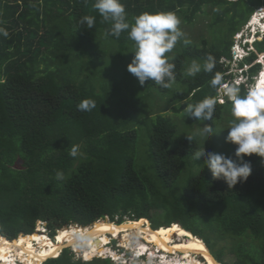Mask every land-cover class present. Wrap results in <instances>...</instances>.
<instances>
[{
	"label": "trees",
	"instance_id": "trees-1",
	"mask_svg": "<svg viewBox=\"0 0 264 264\" xmlns=\"http://www.w3.org/2000/svg\"><path fill=\"white\" fill-rule=\"evenodd\" d=\"M121 2L130 23L143 12H174L192 24L211 8L213 20L208 27L215 33L212 42L203 38L199 46L187 45L169 58L175 65V82H182L190 61L201 65L196 75L185 80V90L177 91L171 101L188 100L181 109L174 108L181 112L188 104L212 98L216 101L212 120L192 118L193 122L208 127L219 126L225 118L232 122L231 101L227 97L221 104L217 97L220 88L234 77L230 73L234 37L258 8H264V0ZM93 3L0 0V26L9 32L7 37L0 35V238L17 243L23 235L36 234L38 222L54 231L57 226L73 224L88 227L109 217L112 222L118 219L119 224L127 218L147 219L160 228L163 225L157 221L165 218L201 238L221 264H225L227 253L235 255L232 264H264L262 158L245 157L252 163V174L229 188L222 179H214L203 161L194 160L193 155L204 147L235 159L236 146H201L195 139L174 145L176 123L158 113L149 124V164L137 165L138 133L129 116L138 103L116 105L112 90L86 84L85 66L104 55L96 42L99 33L106 34L110 27ZM85 15L95 17L93 28L79 23ZM107 36L119 43L121 54L134 43L127 32L118 39ZM255 49L240 63V68L251 66L249 83L235 87L241 95L263 69L257 60L264 54V37ZM209 56L215 64L212 72L203 68ZM216 75L221 83L213 87ZM149 87L163 93L169 89L154 81H149ZM85 99L94 100L96 107L80 110L78 105ZM73 146H79L76 157L69 155ZM57 171L64 173L63 179L56 178ZM92 261H73L65 250L59 258L43 264Z\"/></svg>",
	"mask_w": 264,
	"mask_h": 264
},
{
	"label": "clouds",
	"instance_id": "clouds-1",
	"mask_svg": "<svg viewBox=\"0 0 264 264\" xmlns=\"http://www.w3.org/2000/svg\"><path fill=\"white\" fill-rule=\"evenodd\" d=\"M92 6L95 10H98L103 22L110 26L106 35L118 39L122 32H127L128 38L134 42V51L132 52L134 55L131 62L127 65V71L137 79L138 83L143 86L146 81H154L162 88H171L175 82L173 72L175 65L169 62L166 53L172 51L178 39L183 35L178 27L181 21L177 15L174 12H143L130 23L125 5L121 0H94ZM263 20L264 17L255 25H251L252 21L250 20L249 23H251L247 25V27L249 26V34H238L240 35V43H236L233 47V58L235 54L242 56H238L236 62H243L250 56V53L256 51V42L264 37ZM95 22V17L90 15L83 16L79 21L81 25L86 24L88 29L93 28ZM0 35L7 37L9 32L6 28L0 26ZM261 56H264V54ZM257 63H261L263 66L264 57L262 61L259 58ZM214 66V61L209 56L207 62L203 65L204 71L212 72ZM250 68L251 66L245 65L244 68L237 66V68L233 69L234 77L232 83L235 87L249 83L247 73ZM200 70L201 66L193 61L190 67L187 68L186 74L194 76ZM263 72L262 70L260 75ZM238 80L241 82L237 84ZM253 82L245 95L240 94L239 88L233 87L227 90V97L231 101V113L234 120L230 123L225 142L236 146L235 159L223 153L206 151L204 147L198 149L193 155L194 160L203 161L204 167H207L214 179H222L229 188H233L237 183L247 181L252 174V163L250 160H246L245 157L256 155L262 158V163H264V79H261L258 83L254 82L253 84ZM220 83L221 77L219 75H216L211 81L213 87ZM252 84L253 87H251ZM215 106L216 101L214 99L205 98L195 104H188L185 111L189 117L196 120L211 121ZM95 107V101L92 99H85L78 105V108L83 111H91ZM212 131L211 127L205 126L202 129V134L208 135ZM187 139L191 141L192 137L188 136ZM78 150L79 146H73L69 155L76 157ZM56 178L63 179L64 173L57 171ZM80 239L83 242L85 238L81 237ZM153 246L154 244H152ZM140 257H144V261H150L148 252ZM136 259H139V257ZM92 260L103 259L92 258L84 261L89 262ZM105 260H110L113 264H116L112 259Z\"/></svg>",
	"mask_w": 264,
	"mask_h": 264
},
{
	"label": "rangeland",
	"instance_id": "rangeland-1",
	"mask_svg": "<svg viewBox=\"0 0 264 264\" xmlns=\"http://www.w3.org/2000/svg\"><path fill=\"white\" fill-rule=\"evenodd\" d=\"M261 8L262 9L258 8L257 12L254 15L255 17L257 16L258 20L260 19L259 21H261V18L264 17V8L263 7ZM207 10H208L207 13L200 14L198 18L195 19L192 24L189 23L185 19L184 15H181V14L179 15L175 13L181 21L178 27L180 31L183 33V35L178 39L172 51L169 53H166V56L168 58L175 56L178 52H180V50L183 47L187 45L199 46L203 38L212 42L213 37L215 36V33L213 32V30H210L208 26L213 20V11L211 10V8H208ZM255 17H252V23L250 22L251 25H254L253 20L255 19ZM262 22L264 23V20ZM250 23L248 22V24ZM247 25L242 29L241 33L249 34L248 33L249 26L247 27ZM239 38H240V35L236 34L234 37L235 44L238 42L240 43ZM96 46L102 47L105 50V52L102 58L90 60L88 61V64H86L85 67L87 68V72H88V82L86 84L88 85L92 84L93 86L96 85L98 87L100 86L101 88L104 87V89H107L109 91L112 90L111 98L116 101V105H119L120 103H123V102H132V101H136L138 103L133 115L129 116V119L131 121L130 125L134 126L136 124L135 129L137 130V133H138L137 154L135 157V163L137 165L147 166L149 164L148 156H147L148 150H149L150 130H151V126H149V124H151V121L154 119L152 118L154 117V114H158V113L160 114L162 113L168 117H171L173 121L176 123V126H177L176 135L173 139L174 145H179L187 141L188 140L187 137L191 136L192 139L197 140V142L201 146L208 145V146H213L215 148L218 147L219 149L223 148L224 143L226 144L225 138L228 133L227 130L231 123L228 121L229 119L225 118V121H221L219 126H216V127L211 126L213 131L208 135H203L202 129L205 126H207L206 123L193 122L192 118L188 116L185 109L182 110L181 112L174 111L175 107H178L179 109H181L182 105L185 106V104L188 103V100L182 101V102H174V101H171V99L177 91L182 92V90H185L186 88L185 80L193 77V76H189L186 74L187 68L190 67V65L192 64L191 61L188 63L186 70L183 71L182 82L180 81L174 82L172 84V87L169 88L168 91L163 93L159 89H156V88L151 89L149 87V81H146L145 84L141 86L138 83L137 79L133 77L127 71V65L131 62L132 56L134 55V53H132L134 51V43L129 44L128 50H126L124 54H121V48H120L119 43L114 40H110L108 36L105 34V32L101 31L99 33ZM239 50L242 51L241 49ZM238 56H242V55H236V54L234 55V58L231 64L230 73L234 72L233 70L234 68H237V66H240L241 62H238V61L236 62V58ZM262 57L263 56L260 57V61L263 60ZM223 62H226L225 64L230 65V63L226 60H223ZM262 70L264 71V68ZM115 76H116V80H115ZM263 76H264L263 74L260 75L259 73L257 77L255 78L254 82L258 83ZM114 82H119L120 86L116 85ZM240 82L241 81L238 80L237 84ZM253 84L251 85V87H253ZM233 87H235V85L232 82L231 83L229 82L228 85L223 86L219 90V96L217 98L221 104L222 103L224 104L226 102L227 90ZM103 91H106V90H103ZM107 218L108 220L106 221L112 222L109 217ZM100 221H105V220H100ZM100 221H97V222H100ZM117 221L118 219H116L112 223L119 224ZM127 222H140V226L143 228L151 227V229L153 230L157 228L156 223L153 224V222L146 220V219H141L139 221H130L127 218L126 222L124 223H127ZM157 222L163 225L162 227H172V225L173 226L179 225L180 227H182L180 224H177V223L169 224V222L166 221L165 218L163 219L161 218ZM65 227H70V226H64V227L57 226L56 228H54V231H51L48 228L46 229L44 228V226L39 225L38 231L36 229L35 233H39L44 236L51 237L54 242H57V238L55 237H57L60 230L64 229ZM92 227L93 226H88V227H83V228L88 230V229H91ZM51 233H54V236H51ZM121 234L124 235L125 233H121ZM132 236H133V239H132ZM24 238H28V237L22 236V238H20V240L16 244H18ZM111 238H113L112 241H111ZM177 239L178 238L174 240H177ZM2 240L3 238L2 239L0 238V242H2ZM93 240H92L93 242H90L89 245L85 246V248L77 246V245L76 247H73L74 249L72 248V246L65 247L61 251L60 255H62V253L65 250H68L69 254L72 256L73 261H84L82 259L81 254H83L86 247L91 246V248L94 249V250H89L90 253L92 252L95 254L96 251L98 252L99 245L95 246L94 243L99 244V242H101L100 237H97ZM107 244H108V248L106 247ZM143 245L145 246V248H143ZM104 246H105L104 249L109 250L111 248L110 251L112 252L117 251L118 255L123 253V254H127L130 257H132L130 264H139V263L133 262V260L144 262L141 264H164V262H159V259L154 260V263L153 262L147 263L148 261H144L145 260L144 257H139V259H136L138 258L137 249H139L142 254L145 251H149V248H148L149 246L152 247V244H150L149 241L146 238H144L143 234L140 235L137 228H134L132 231L129 232V235L127 237V242L125 243V245H123L122 241L119 238H117L115 235H112V236L109 235L104 241ZM1 249H2V245H0V250ZM42 249H44V242H43V246H40V244L36 242V252L40 254L39 252ZM214 249H216V247ZM74 250H76L77 253ZM8 253L13 254L14 255L13 259L14 260L18 259V261H21L23 264H43L44 262L47 261L46 260V261L38 262V261H33V260L32 261L24 260L23 258H21V255L23 257L24 255H29V258L30 257L32 258V256L23 250L14 252L12 249H9ZM176 254H173V255L167 254L169 257V260L175 261L177 260L176 259L177 257L178 259L180 258V256L181 258L183 257L182 253H176ZM158 255L160 256V254ZM195 257H196V260L202 262L203 264L207 263V260L202 258V256H195ZM200 257L202 259L200 260L197 259ZM224 258H225L224 260L225 264H232L235 261L234 254L227 253ZM4 259H7V261L11 262L10 258H7L5 255H2L0 253V261ZM49 259H52V258H49ZM89 264H112V263H110L109 261L94 260L90 262Z\"/></svg>",
	"mask_w": 264,
	"mask_h": 264
},
{
	"label": "bare ground",
	"instance_id": "bare-ground-1",
	"mask_svg": "<svg viewBox=\"0 0 264 264\" xmlns=\"http://www.w3.org/2000/svg\"><path fill=\"white\" fill-rule=\"evenodd\" d=\"M259 20L256 16L253 20L254 25L259 22ZM134 228H137L140 235L143 234L144 238H146L150 244H154L153 247H148L150 250L149 260L151 263H154V260L163 258L162 262H164V264H203L202 262L196 260L195 257L202 256V258L207 260V263L209 262L208 264H220L214 259L212 254H210V251L208 250L206 244L202 239L197 236H194L191 232L186 231L179 225H172V227H162L153 230L151 229V227H141L140 222H127L122 224H116L106 220L95 223L93 227L88 230L76 224L71 225L70 227H65L64 229L60 230L57 236V242H54L51 237H47L39 233L33 235H23V237L26 236L28 238L22 239L18 244L11 242L7 238H3L2 242H0V245H2L0 253L2 255H5L7 258H10L11 262L7 261V259H4L0 261V264H23L21 261H18V259H13L14 255L8 253L9 249H12L14 252L23 250L32 256V258H29V255L23 254L24 257L21 255V258H23L24 260L42 262L48 260L49 258L59 256L61 251L65 247H76L77 245L85 248V246L89 245L90 242L95 241L93 239L97 237H100L101 241L99 242V244L94 243L95 246L99 245L98 252L96 251L95 254L92 252L90 253L89 250L94 249L89 246L86 247L83 254L85 257H87L88 260H91L92 257L95 255L103 254L106 256L112 253V251H110L111 248L109 250L104 249V241L107 236L115 235L122 241L123 245H125L129 232L132 231ZM121 233L125 234L122 235ZM81 237L85 238L83 242H81ZM20 238H22V236ZM176 238L178 239L174 240ZM36 242L39 243L40 246H43L44 242V249L39 252L40 254L36 252ZM143 248H145L144 245ZM157 250H159L160 252H165L162 257L158 255ZM137 251L139 256H143L148 252L145 251L141 254L139 249H137ZM176 253H182L183 257L181 258L180 256L179 259L177 257V260L170 261L168 255H173ZM202 258L200 257L197 259L200 260Z\"/></svg>",
	"mask_w": 264,
	"mask_h": 264
},
{
	"label": "built area",
	"instance_id": "built-area-1",
	"mask_svg": "<svg viewBox=\"0 0 264 264\" xmlns=\"http://www.w3.org/2000/svg\"><path fill=\"white\" fill-rule=\"evenodd\" d=\"M39 225H42V226H44V228L47 229V224L46 223L39 222L38 225H37V231H38ZM55 238H57V237H55ZM112 240H113V238H111V241ZM106 247H108V245ZM74 251L77 253L76 250H74ZM157 251H158V254H160V257H162L163 254H164V252H160L159 250H157ZM81 255H82V259L83 260H88L87 257H85L83 254H81ZM59 256H57V257H59ZM57 257H53V258H57ZM138 257H140V256L138 255ZM148 257H150V250L148 251ZM92 258L93 259H103V260H105V259H112V260L115 261L116 264H130V261H131V258L132 257H129L127 254H123V253L120 254V255H118L117 254V251H113L111 254H108L106 256L103 255V254H100V255H95ZM162 260H163V258H160L159 259V262H162ZM133 262L139 263V264L144 263V262H139V261H136V260H133ZM147 263H150V261H148Z\"/></svg>",
	"mask_w": 264,
	"mask_h": 264
},
{
	"label": "water",
	"instance_id": "water-1",
	"mask_svg": "<svg viewBox=\"0 0 264 264\" xmlns=\"http://www.w3.org/2000/svg\"><path fill=\"white\" fill-rule=\"evenodd\" d=\"M108 218H106L105 220H107ZM95 224V223H94ZM94 224H92V225H90V226H93ZM76 225H78V224H76ZM80 226V225H79ZM1 236V235H0ZM1 237H3V236H1ZM4 238H6V237H4Z\"/></svg>",
	"mask_w": 264,
	"mask_h": 264
}]
</instances>
